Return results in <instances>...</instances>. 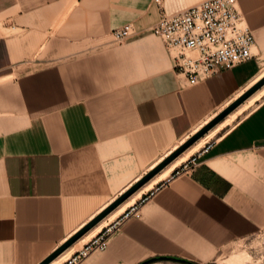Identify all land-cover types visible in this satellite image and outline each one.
Instances as JSON below:
<instances>
[{"label": "crops", "instance_id": "obj_1", "mask_svg": "<svg viewBox=\"0 0 264 264\" xmlns=\"http://www.w3.org/2000/svg\"><path fill=\"white\" fill-rule=\"evenodd\" d=\"M159 1L0 0V264H39L264 77V0H238L253 58L195 86L150 28L204 0ZM206 142L80 264H207L263 231L264 94Z\"/></svg>", "mask_w": 264, "mask_h": 264}, {"label": "built area", "instance_id": "obj_2", "mask_svg": "<svg viewBox=\"0 0 264 264\" xmlns=\"http://www.w3.org/2000/svg\"><path fill=\"white\" fill-rule=\"evenodd\" d=\"M154 1L160 4L159 0ZM150 32L162 42L170 55L174 73L183 78L188 86H195L221 71L245 64L254 56L253 32L245 23L238 8V0H204L174 14H168L160 8L159 19ZM136 35L132 24H125L111 32L117 44L131 40ZM211 145V142H206L159 184L169 182L179 169H194L198 158ZM143 200L128 206L61 264H80L93 254L106 251L111 237L122 225L140 217L139 207Z\"/></svg>", "mask_w": 264, "mask_h": 264}, {"label": "water", "instance_id": "obj_3", "mask_svg": "<svg viewBox=\"0 0 264 264\" xmlns=\"http://www.w3.org/2000/svg\"><path fill=\"white\" fill-rule=\"evenodd\" d=\"M264 86V77L261 78L256 84H254L249 90H247L242 96H240L236 101H234L230 106L203 126L198 132L186 140L181 146L174 150L167 158L160 162L153 170L147 173L139 182H137L132 188L125 192L122 196L111 203L107 208H105L100 214H98L93 220L56 248L49 256L42 260L39 264H50L59 255L71 247L76 241H78L83 235L95 227L100 221H102L107 215L114 211L119 205L126 201L131 195L138 191L142 186H144L148 181H150L154 176H156L160 171H162L166 166L172 163L178 156H180L184 151H186L190 146L207 134L211 129H213L217 124L222 122L229 114L236 110L240 105H242L247 99H249L254 93L260 90ZM156 261H172L177 262L176 258L170 257H158L152 258L150 260L144 261L140 264H151Z\"/></svg>", "mask_w": 264, "mask_h": 264}, {"label": "bare ground", "instance_id": "obj_4", "mask_svg": "<svg viewBox=\"0 0 264 264\" xmlns=\"http://www.w3.org/2000/svg\"><path fill=\"white\" fill-rule=\"evenodd\" d=\"M263 76V75H262ZM264 94V86L254 93L249 99H247L242 105H240L236 110L229 114L224 120L223 123L217 124L213 129H211L207 134L190 146L186 151H184L180 156H178L172 163L166 166L162 171H160L156 176H154L150 181H148L144 186H142L138 191L131 195L126 201L119 205L114 211L107 215L102 221H100L95 227L83 235L78 241H76L71 247L59 255L53 262L50 264H61L66 259H68L74 252L80 249L85 243H87L91 238H93L101 229L117 216H119L128 206L134 204L137 199L142 196L146 191H150L157 185L160 181L166 179L171 172L176 170L184 162H186L193 154L199 151L207 138L212 136L214 132L221 129L222 127L229 124L234 120L239 114H241L248 106H251L255 100L260 98Z\"/></svg>", "mask_w": 264, "mask_h": 264}, {"label": "rangeland", "instance_id": "obj_5", "mask_svg": "<svg viewBox=\"0 0 264 264\" xmlns=\"http://www.w3.org/2000/svg\"><path fill=\"white\" fill-rule=\"evenodd\" d=\"M151 264L183 263L172 261H156ZM207 264H264V230L258 232L256 235L250 238L238 240L230 244L229 246L222 249L214 260Z\"/></svg>", "mask_w": 264, "mask_h": 264}, {"label": "trees", "instance_id": "obj_6", "mask_svg": "<svg viewBox=\"0 0 264 264\" xmlns=\"http://www.w3.org/2000/svg\"><path fill=\"white\" fill-rule=\"evenodd\" d=\"M177 262H180V263H183V264H195V263H192V262H189V261H186V260H180V259H177Z\"/></svg>", "mask_w": 264, "mask_h": 264}]
</instances>
